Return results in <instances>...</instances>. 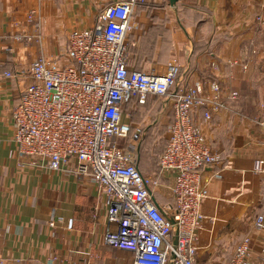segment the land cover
Segmentation results:
<instances>
[{"label":"crops","instance_id":"0c3cea01","mask_svg":"<svg viewBox=\"0 0 264 264\" xmlns=\"http://www.w3.org/2000/svg\"><path fill=\"white\" fill-rule=\"evenodd\" d=\"M112 1L0 0L2 264L134 263L132 252L105 242V195L89 176L75 171V160L53 170L43 161L19 157L13 140L12 112L31 82V63L38 56L64 63L69 32L92 26ZM32 11L39 26L28 20ZM132 22L133 69L163 74L176 61L179 86L217 79L227 94L239 92L236 99L226 96L227 108L209 122L203 121V108L193 112L207 143L224 155L219 165L203 169L208 196L201 207L197 259L230 264L248 236L249 263L264 264V231L254 226L264 214V174L255 170L256 160L264 158V61L253 53L264 47V0H140ZM165 179L171 187L172 176ZM169 194L166 204L172 201Z\"/></svg>","mask_w":264,"mask_h":264},{"label":"built area","instance_id":"2783aa9c","mask_svg":"<svg viewBox=\"0 0 264 264\" xmlns=\"http://www.w3.org/2000/svg\"><path fill=\"white\" fill-rule=\"evenodd\" d=\"M139 1L114 0L102 7L92 26L73 28L67 62L34 59L31 82L12 112L13 140L19 157L43 161L53 170L75 160V171L89 176L105 195V242L132 252L133 264H200L198 230L208 196L202 173L207 166L219 165L224 155L207 143L193 112L203 108V121L209 122L227 108L225 97L236 99L239 92L227 94L217 79L179 86L176 61L169 62L163 74L133 69L128 35ZM38 18L35 11L28 15L29 22ZM253 53L264 61V47ZM149 95L173 102L167 142L158 157L159 173L173 180L172 201L164 205L150 186L159 181L147 179L136 153L119 144L138 134L123 118L125 105L132 100L144 104ZM255 170L264 174V158L256 160ZM254 226L264 231V214L257 215ZM260 245L264 252V238ZM251 252V238L246 236L230 264H250Z\"/></svg>","mask_w":264,"mask_h":264},{"label":"rangeland","instance_id":"374dc122","mask_svg":"<svg viewBox=\"0 0 264 264\" xmlns=\"http://www.w3.org/2000/svg\"><path fill=\"white\" fill-rule=\"evenodd\" d=\"M130 46H128V56L131 57L130 52L133 51V48ZM146 48L144 47V51ZM141 50L143 51V49ZM64 62L67 61L64 59ZM165 99L166 97L163 96L149 95L144 104H139L134 100L127 103L124 107L123 118L133 124L134 129L138 130V134L136 137L131 135L129 138L119 141L120 145L136 153L139 167L144 176L147 179L159 181L157 186L152 183L150 186L153 187L155 196L163 204L169 201L171 189L165 176L157 171V164L158 157L167 142L168 126L173 114V102L165 101L167 102L165 105ZM0 264L2 263L0 262Z\"/></svg>","mask_w":264,"mask_h":264},{"label":"trees","instance_id":"16d2710c","mask_svg":"<svg viewBox=\"0 0 264 264\" xmlns=\"http://www.w3.org/2000/svg\"><path fill=\"white\" fill-rule=\"evenodd\" d=\"M130 33V32H129ZM130 44H129V35H128V46H129ZM164 97V96H163ZM173 108V107H172ZM173 116V115H172ZM172 119H173V117H172ZM172 119H171V121H172ZM157 171L159 172V168H158V164H157ZM143 173V172H142ZM156 199L158 200V198L156 197ZM158 202H159V200H158Z\"/></svg>","mask_w":264,"mask_h":264},{"label":"water","instance_id":"95a60500","mask_svg":"<svg viewBox=\"0 0 264 264\" xmlns=\"http://www.w3.org/2000/svg\"><path fill=\"white\" fill-rule=\"evenodd\" d=\"M172 4H174L177 0H169Z\"/></svg>","mask_w":264,"mask_h":264}]
</instances>
